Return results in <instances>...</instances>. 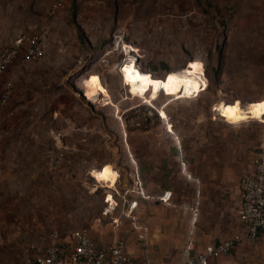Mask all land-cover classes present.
I'll return each instance as SVG.
<instances>
[{"label": "rangeland", "instance_id": "1", "mask_svg": "<svg viewBox=\"0 0 264 264\" xmlns=\"http://www.w3.org/2000/svg\"><path fill=\"white\" fill-rule=\"evenodd\" d=\"M55 1L0 0V48L35 34L45 49L37 61L19 57L0 81V94L14 82L0 110L6 219L28 213L48 232L94 224L114 198L94 174L113 166L129 184L138 164L153 168L149 156L164 150L154 139L168 121L177 136L264 127L255 107L264 103V0H66L53 14ZM126 60L157 77L196 62L208 87L177 99L148 84L135 96ZM220 102L239 114L217 112Z\"/></svg>", "mask_w": 264, "mask_h": 264}, {"label": "crops", "instance_id": "2", "mask_svg": "<svg viewBox=\"0 0 264 264\" xmlns=\"http://www.w3.org/2000/svg\"><path fill=\"white\" fill-rule=\"evenodd\" d=\"M174 134L167 130L154 139L164 143V150L149 156L153 168L146 170L137 163L143 188L150 195L138 197L135 209L146 237H138L143 229L133 228L128 218L119 227L111 224L102 213V205L95 223L83 225L90 227L95 245L105 248L119 238L126 242L129 262L175 264L182 259V250L189 241L198 252L209 244L240 237L241 241L227 254L211 258L208 264H264V228L256 236H248L239 214L241 178L253 172L264 156L263 125L257 131L243 126L194 136L178 132L180 142ZM181 160L186 161L185 171ZM141 172L149 175L142 178ZM157 173L160 176L154 175ZM164 190H172L170 202L159 199ZM4 214H0V264H22L34 252L33 246L43 248L50 243L53 229L48 232L44 222L32 221L28 213L20 221L8 220ZM78 228L59 231L65 236Z\"/></svg>", "mask_w": 264, "mask_h": 264}, {"label": "built area", "instance_id": "3", "mask_svg": "<svg viewBox=\"0 0 264 264\" xmlns=\"http://www.w3.org/2000/svg\"><path fill=\"white\" fill-rule=\"evenodd\" d=\"M65 1H55L51 12L56 13ZM22 55L33 61L45 56V49L38 35L20 38L15 43L0 48V78ZM13 90L14 82L5 80L0 94V110L13 94ZM170 124L172 123H167L168 131ZM175 137L180 142L179 136ZM47 158L50 163L56 162L58 154L49 150ZM133 162L136 163L134 159ZM181 165L185 171L186 161L181 160ZM131 174L132 185L121 182L120 172L114 184H106L113 191L114 198L104 202L102 213L117 227L124 224V219L128 218L133 228L143 229L138 233V237L143 239L146 237L145 228L138 223L135 209L139 204L138 197L148 198L150 195L143 188L138 167H135ZM240 186L243 198L239 214L246 224L248 236L254 237L264 228V156L256 163L253 172L246 173L241 178ZM172 198V190H164L159 196L165 203L170 202ZM50 239V243L43 248L33 246L34 252L27 256L22 264H154L151 260L141 263L129 262L125 257L126 242L123 239L118 238L105 248L97 247L88 226L73 230L65 236H62L59 229L53 228ZM239 241L240 237L229 238L219 244H209L198 252H195L193 242L189 241L182 250V259L175 264H208L211 258L227 254Z\"/></svg>", "mask_w": 264, "mask_h": 264}, {"label": "bare ground", "instance_id": "4", "mask_svg": "<svg viewBox=\"0 0 264 264\" xmlns=\"http://www.w3.org/2000/svg\"><path fill=\"white\" fill-rule=\"evenodd\" d=\"M124 66L122 72L125 83L135 96L143 97V95L138 94V92L140 88L148 84L150 85L153 95H158L160 91H162L164 94L173 96L177 99L197 96L201 90L208 87L204 68L196 62H191L189 66L181 69L169 70L163 77H157L149 71L139 69L132 60H126ZM100 95L101 94L96 91L91 96V99L98 102ZM221 102L214 107L217 112H219L218 110H223V112H225L224 116L228 117H231L234 113L239 114V108L234 112H229V106H227L226 103L221 104ZM94 176L100 182H106V184L112 185L117 180L118 171L113 166H107L99 173L94 174Z\"/></svg>", "mask_w": 264, "mask_h": 264}, {"label": "snow or ice", "instance_id": "5", "mask_svg": "<svg viewBox=\"0 0 264 264\" xmlns=\"http://www.w3.org/2000/svg\"><path fill=\"white\" fill-rule=\"evenodd\" d=\"M239 102H237V106H238ZM255 107H258V108H264V103L258 105V106H255ZM228 111L229 112H234L235 111V108L233 106H229L228 108Z\"/></svg>", "mask_w": 264, "mask_h": 264}, {"label": "trees", "instance_id": "6", "mask_svg": "<svg viewBox=\"0 0 264 264\" xmlns=\"http://www.w3.org/2000/svg\"><path fill=\"white\" fill-rule=\"evenodd\" d=\"M190 61H191V60H190ZM190 61H189V62H190Z\"/></svg>", "mask_w": 264, "mask_h": 264}]
</instances>
